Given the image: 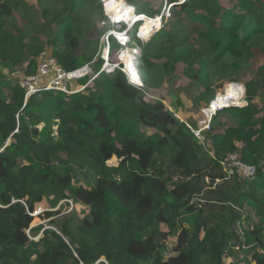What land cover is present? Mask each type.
Segmentation results:
<instances>
[{
  "label": "trees",
  "instance_id": "1",
  "mask_svg": "<svg viewBox=\"0 0 264 264\" xmlns=\"http://www.w3.org/2000/svg\"><path fill=\"white\" fill-rule=\"evenodd\" d=\"M10 3L0 2V264H239L238 256L264 264V113L254 94L247 105L223 110L233 124L214 125V117L203 143L120 70L78 81L83 92L24 99L17 77L35 71L41 50L26 44L27 62H11L5 46L17 35ZM193 5L201 11L194 14ZM175 7L177 22L191 14L200 20L213 63L244 57L248 42L264 36V0H184L173 13ZM73 19L59 14L47 41L65 69L90 61L86 46L97 43L87 34L71 37ZM59 24L63 46L55 41ZM229 154L255 165V177L225 179L218 159ZM112 157L117 166H108ZM199 194L207 208L193 201ZM44 199L51 207L74 199L88 210L76 226L67 218L60 233L46 228L38 236L32 227L27 235V211Z\"/></svg>",
  "mask_w": 264,
  "mask_h": 264
},
{
  "label": "rangeland",
  "instance_id": "2",
  "mask_svg": "<svg viewBox=\"0 0 264 264\" xmlns=\"http://www.w3.org/2000/svg\"><path fill=\"white\" fill-rule=\"evenodd\" d=\"M12 9L11 16L8 18L10 26L14 27L17 37L5 46L11 50V62L25 64L29 59L26 52V44L29 45L31 51L40 48V50H48L47 41L52 37L51 30L57 29L55 19L59 14L62 17L70 15L77 16L79 19L67 22L70 28V36L82 35L97 41L95 44L86 46L87 52L93 57L101 50V43L105 34L116 27L104 13V0H7ZM128 5L135 6L136 12H143L153 16L159 13L164 8L166 0H124ZM226 2L227 0H222ZM2 2V0H0ZM74 3L72 8L71 4ZM194 14L200 12L201 9L193 5ZM70 9H73L70 11ZM163 10V9H162ZM175 11L165 25L153 36L150 40H144L134 36V29L131 31L128 48L119 46L115 38L110 37V62H118L116 51L120 47V59L126 61L128 70H131V62L135 66L139 65L137 71L143 82V92L146 98L160 100L172 110H175L180 118L185 122L198 125V122L204 118L201 110L207 108L211 101L215 98L218 91L224 90L227 83H237L243 92H245L244 100L250 93L254 94L253 101L258 103L264 113V36L256 37L247 44V53L242 58H235L231 55H225L217 62L209 61L210 55L204 40L199 37V31L203 30V25L198 18H193L192 14L188 15L187 20L179 22L180 16L176 15ZM185 14V13H184ZM62 25H58L60 30L55 35L56 44L63 46L66 44ZM122 27L126 25L122 24ZM80 29L85 33H80ZM173 36L168 40L166 33ZM80 33V34H79ZM82 42V40H80ZM47 47V48H46ZM141 51L137 56L136 49ZM131 49L134 50L133 56ZM40 52V51H39ZM38 54V53H37ZM149 62V65H148ZM19 69H16L18 71ZM22 69H20V72ZM134 72V71H133ZM24 75L20 74L17 79H21ZM225 76V77H224ZM87 78L81 79L85 80ZM80 80V81H81ZM225 83V86L223 84ZM221 94V93H218ZM220 110L215 117L214 125L222 123L226 125L236 122L233 118ZM209 113V111H207ZM180 119V120H181ZM181 120V121H182ZM183 121V122H184ZM221 125H219V129ZM144 132H152L153 129L143 127ZM208 129L204 130L206 133ZM108 166H117L118 160L112 157L107 162ZM64 199L60 200L55 207H51L50 201L43 200L37 202L34 206H43L47 209L46 212H56L49 217L45 216L46 212L34 217L26 230L27 235H32L29 232L31 226L38 227V236L46 228L53 229L60 233V227L69 219V224L76 226L83 218L88 207L74 199H69L73 203L72 210L64 213ZM194 202H198L205 208L208 204L202 194L196 195L193 198ZM63 202V203H61ZM210 203L217 204L216 201ZM37 211L36 213H38ZM164 229V226L161 227ZM238 233V231H237ZM37 238V237H36ZM246 246L242 247V253H245ZM241 255V253H239ZM104 260L103 257L100 258ZM230 257L228 260H232ZM239 264H247L241 262L242 257L238 256ZM236 260V259H234ZM105 261V260H104ZM106 262V261H105ZM107 263V262H106Z\"/></svg>",
  "mask_w": 264,
  "mask_h": 264
},
{
  "label": "built area",
  "instance_id": "3",
  "mask_svg": "<svg viewBox=\"0 0 264 264\" xmlns=\"http://www.w3.org/2000/svg\"><path fill=\"white\" fill-rule=\"evenodd\" d=\"M184 0H166L165 5L163 4L164 8L162 7L159 14H155L153 16L147 15L145 13L136 12L135 6H133L131 11H127L128 5L124 0H118V3L121 5V18L114 19L113 17L116 16L114 10L105 9V0L103 3L104 13L111 20L113 24L116 25L115 28L109 30L102 40L101 46L102 50H107L108 54L103 55L104 52L102 50L96 55V57L81 66L72 68V69H65L61 65H59L56 59L47 51L42 50L39 52L36 58V68L35 71L31 74L24 75L21 79L18 80V86L24 91L25 99L44 92L48 90H56L63 92L65 94H73L78 92H83L85 85L76 84L78 81L84 78H88L87 82H90L93 78L98 76L101 73L111 74L114 73L116 70H120L125 73L127 80L136 86L139 89L143 88V82L141 80L140 75L136 71V66L131 62V70L126 69V65L120 59V47L124 46L128 48V43L130 41L131 30L134 29V36L144 40L147 42L151 39L168 21V19L172 15V9L175 4L183 2ZM108 2H112V0H108ZM159 19V21H156ZM155 21V23H151ZM149 24V26H144ZM122 24L126 25V27H122ZM113 37L119 43V48L117 49L116 56L117 61L116 63L110 62V42L109 38ZM146 38V39H145ZM134 50L131 49V54L133 56ZM101 59V64L97 70L94 69L93 63L97 61V59ZM108 63V66H107ZM134 71V72H133ZM75 84V85H73ZM225 90L218 91L215 95V98L211 101L207 108L201 110L204 118L198 122L196 127L191 126L189 123H184L187 127L191 130L192 134L202 143L205 140V129H209L212 117L217 114L220 110L227 108L229 106L222 107H215L213 108V103L218 97V93H223ZM245 92H243L242 98H244ZM247 105V101L243 104H232L230 106H237L242 107ZM213 108V109H212ZM168 109H170L168 107ZM171 110V109H170ZM209 111V113H207ZM175 117H179L176 113H174ZM219 166L224 173V178L229 179L234 174H238L247 180H251L256 175V166L253 164H248L241 160L237 154H229L224 157L218 159ZM64 209L62 212L67 213L72 210L73 203L69 199H64ZM61 202V203H63ZM36 209H33L31 212L27 211L29 215L32 216H39L43 212L47 211L43 206H36ZM39 211L38 213H36Z\"/></svg>",
  "mask_w": 264,
  "mask_h": 264
},
{
  "label": "bare ground",
  "instance_id": "4",
  "mask_svg": "<svg viewBox=\"0 0 264 264\" xmlns=\"http://www.w3.org/2000/svg\"><path fill=\"white\" fill-rule=\"evenodd\" d=\"M156 21H159V19H156ZM145 24H147V22H145ZM144 26H149V24L144 25ZM102 52H104L103 55L108 54V51L106 49L102 50ZM122 62H124V64L126 65V69H127L129 66L126 63V61H122ZM107 66H108V63H107ZM224 90L225 92L218 94L217 99L213 103V108L215 107L223 108L226 105L227 106H230L232 104L237 105V104H243L245 102L244 98H242L243 91L237 83H233V82L227 83Z\"/></svg>",
  "mask_w": 264,
  "mask_h": 264
},
{
  "label": "clouds",
  "instance_id": "5",
  "mask_svg": "<svg viewBox=\"0 0 264 264\" xmlns=\"http://www.w3.org/2000/svg\"><path fill=\"white\" fill-rule=\"evenodd\" d=\"M132 8H133V6H128V9H127V11H131L132 10ZM105 9H106V11H108V10H114L115 11V13H116V16L115 17H113L114 19H120L121 18V12H120V9H121V5H120V3H118V0H112V2H108V0H105ZM143 13V12H142ZM160 13V12H159ZM159 13H157V14H159ZM146 39V38H145ZM140 49L139 48H137L136 49V53H137V56L139 55V53H140ZM136 68V71H137V67H135ZM138 72V71H137ZM124 73V72H123ZM125 74V73H124ZM139 74V73H138ZM142 81H143V79H142ZM24 99H25V97H24ZM229 107H232V106H229ZM225 109V108H224ZM173 112V111H172ZM174 113L175 112H173V115H174ZM177 118V117H176ZM46 212V211H45ZM29 215V214H28ZM30 216H32V215H30ZM33 217V216H32ZM35 217V216H34ZM37 217V216H36ZM38 218V217H37ZM39 219V218H38ZM33 226H31L30 228H32Z\"/></svg>",
  "mask_w": 264,
  "mask_h": 264
},
{
  "label": "crops",
  "instance_id": "6",
  "mask_svg": "<svg viewBox=\"0 0 264 264\" xmlns=\"http://www.w3.org/2000/svg\"><path fill=\"white\" fill-rule=\"evenodd\" d=\"M95 57H96V55H95L94 57H92V59H91L90 61H92ZM90 61H88V62H90ZM97 61H99V60H97ZM88 62H86V63H88ZM86 63H85V64H86ZM138 66H139V65H138ZM138 66L136 65L137 68H138ZM87 80H88V78H87ZM76 84H79V83L77 82ZM73 85H75V84H73ZM80 85H82V84H80ZM165 106H166V108L168 109L169 106H167L166 104H165ZM169 108H170V107H169ZM170 109H171V108H170ZM170 109H169V110H170ZM170 111L175 112V113L179 116V114H178L175 110H172V109H171ZM178 119H181L180 116L178 117ZM181 120H182V119H181ZM182 121H184V120H182Z\"/></svg>",
  "mask_w": 264,
  "mask_h": 264
},
{
  "label": "snow or ice",
  "instance_id": "7",
  "mask_svg": "<svg viewBox=\"0 0 264 264\" xmlns=\"http://www.w3.org/2000/svg\"><path fill=\"white\" fill-rule=\"evenodd\" d=\"M151 23H155V21L151 22Z\"/></svg>",
  "mask_w": 264,
  "mask_h": 264
}]
</instances>
